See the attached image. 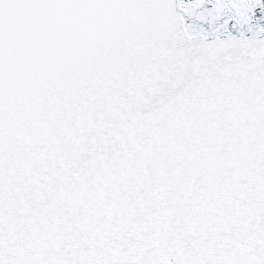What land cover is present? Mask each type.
<instances>
[{
    "label": "snow or ice",
    "instance_id": "6c2138e0",
    "mask_svg": "<svg viewBox=\"0 0 264 264\" xmlns=\"http://www.w3.org/2000/svg\"><path fill=\"white\" fill-rule=\"evenodd\" d=\"M0 264H264V0H0Z\"/></svg>",
    "mask_w": 264,
    "mask_h": 264
}]
</instances>
